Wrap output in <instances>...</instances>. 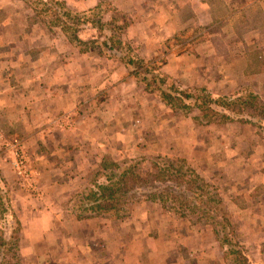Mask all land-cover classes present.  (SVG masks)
Masks as SVG:
<instances>
[{"label": "rangeland", "instance_id": "374dc122", "mask_svg": "<svg viewBox=\"0 0 264 264\" xmlns=\"http://www.w3.org/2000/svg\"><path fill=\"white\" fill-rule=\"evenodd\" d=\"M59 1L63 7L58 6V0H12L7 7L12 12V22L10 30L6 27L5 30H9L6 36L10 37L12 43L0 44V53H11L19 60L18 52L24 50V47L20 46L21 36L19 38L18 35L26 34L28 42L25 49L31 51L32 56L46 54L45 67L48 70L51 67L52 70L57 69L59 77L64 78L65 86L58 85V90L51 93L47 86L50 77L46 75L41 84L43 91L37 90L33 98L29 99L14 75H9L7 80V76L0 74V99L8 95L12 102L14 99L16 101L10 109H5L6 113L10 112L8 117L14 120L19 117L26 119V122L17 123L12 120L7 123L0 109V242L4 243L0 245V264L2 253L6 250L7 253L11 251V255L12 252L16 253L18 258L14 259L12 255L13 260H6L4 264H34L33 261L24 262L20 253L23 227L29 225L21 216L22 203L34 206L39 212V225L46 226L52 215V223L56 226H65L68 222L73 223L72 227L105 226L109 230L105 231L107 235L91 236L94 245L91 243L86 249L92 252L88 251L89 256L84 253V258H91L93 254L92 260L96 258L105 262L110 257H120L123 264H264V185L259 175L264 164V151L261 150L264 148V121L260 120L262 123L259 126L258 119L249 118L251 121L243 123L235 118L233 122L217 124L216 120L209 123L202 115L200 122H196L193 118L197 113L195 107L190 113L182 114V110L173 108L158 96L166 93L180 100L182 96L179 92L182 90H204L213 97L228 99L252 93L264 102V57H259L260 53L256 50L259 46L258 37L264 36V32L259 34V28L264 26V0H250V6L246 8H243L244 0H202L203 3L212 4L216 20L201 28L190 27L184 32L180 31L158 44H146L131 37L136 30L132 23L138 19L137 16L142 18L152 13L155 0H145L140 9L133 13L118 7L112 0H97L96 3L88 1L87 4L82 3L83 0ZM32 2H35L40 13L35 10ZM166 2L170 3V0ZM227 2L231 7L227 6ZM100 3L105 25L85 21L78 23L76 17ZM81 5L87 8L82 9ZM25 10L27 14L24 18L29 23L26 24V30L15 20L21 19L20 15ZM114 16H119V20L112 23ZM90 17L97 19L99 15ZM52 20L67 23V28L50 24ZM116 23L122 26L125 41L119 44L115 43V39L112 42L110 40V45L114 46L112 50H109L108 45L95 43L90 45V51L81 52L82 45L72 40L77 35L79 40L108 41V37L117 31L114 26ZM70 26H78V29L73 30ZM36 39L37 42L43 41L42 47L31 46V42ZM206 39L210 42H206ZM195 46L203 52L201 57L204 66L208 62L212 63L205 73L203 71L195 80H190L182 77V74L172 75L165 70L170 54L182 56L189 47ZM210 49L218 53L217 59V53H213L215 57L211 59L208 52ZM51 51L55 59L53 62H49ZM236 54L244 58L238 59ZM130 58L137 63L126 65L124 61ZM5 61L0 58V69ZM83 61L90 63L94 79L100 73L106 74L108 79L113 76L112 79L104 80L108 81L107 84H123L128 88L134 82L132 85L137 95L147 93V103L144 105L146 114L141 115L136 109L137 115L133 106L129 107L128 114L120 116L130 118L133 122L138 120L135 126L139 138H133L136 132H131V138L121 133L118 139H113L107 133L104 140H87L78 133L79 125L84 124L88 105L94 109L99 101L109 103L111 100V85H101L105 87L98 89L101 87L98 83H84V92L80 89V97H69L71 93L66 87L73 83L72 78H65L67 69L72 66L79 69ZM155 74L162 80L153 81ZM143 77L148 78L146 82L149 86L141 80ZM76 83L82 88L80 80ZM8 88L10 91H7ZM40 95L46 107L35 111L28 104L37 101ZM115 95L119 99L121 93ZM155 99L162 101L161 108L157 110L154 107L157 104ZM52 104H57V111L51 109ZM41 115L45 119L39 122ZM152 121L156 122L153 131L149 127ZM130 129L133 130V126ZM232 147L238 152L242 150L244 158H241L240 163L245 168L240 166L234 170L233 177L228 178L226 172L230 166L227 161L229 158L232 161V157L227 153ZM246 150H249L248 157L244 155ZM182 158L188 164L182 166ZM135 160L141 168L140 172L136 171V176L148 180L134 189L133 201L127 206V210L129 206L133 208L132 214L124 215L122 219H113L105 216L90 217V213H84L81 205L84 192L93 185L92 182L98 180V173L104 164L112 161L123 168L127 166L125 163ZM168 165L173 168L164 170L163 167ZM188 165L202 179L197 182L206 183L195 195V200H192V191L187 192L182 188V182L176 184L170 180L171 173L180 175ZM99 181L102 180L99 178ZM233 182L235 186L230 188ZM167 191L170 192L169 199L163 200L160 195ZM209 194L224 199L230 216L227 221L223 219V225L214 224L209 217L213 218L212 215L200 209L203 203H197V199L202 202ZM172 197L176 200L173 201ZM182 197L193 201V205L190 204L193 208L189 207L183 215L182 204L179 203ZM222 206L209 202L210 208L223 211ZM213 211L218 220L222 219L219 210ZM79 213L81 219H77ZM112 228L117 229L116 235L112 233ZM225 236H228V242L224 241ZM108 237L117 240L111 242ZM84 240L81 238L80 242ZM108 242L120 246L116 250L117 253L121 251L119 256L113 257L106 253L108 249L105 244ZM229 244H237L236 248L241 252L234 255ZM74 248L78 250L77 246ZM80 249L86 250L82 247ZM209 254L213 262L207 257ZM82 257H76L77 264H88L87 259ZM107 264L110 262L107 261Z\"/></svg>", "mask_w": 264, "mask_h": 264}, {"label": "crops", "instance_id": "0c3cea01", "mask_svg": "<svg viewBox=\"0 0 264 264\" xmlns=\"http://www.w3.org/2000/svg\"><path fill=\"white\" fill-rule=\"evenodd\" d=\"M90 1L91 3H96L97 0H83L82 3L87 4ZM114 1V4H116L118 7H121L122 9H126L127 11H130L131 13L136 12L138 9H140V5L145 0H112ZM167 0H155V8L152 9V13L147 14V16H144L140 18V16H137V20L132 23V27H134L136 30L132 33V36L134 39H139L143 43H150L153 42L154 44H158L159 41H163L167 37H170L171 35H174L180 31L184 32L186 29L190 27L195 28H201L205 25H210V23L213 20H216V16L213 15V6L212 4L209 5L208 3H203L202 0H170V3L166 2ZM250 0H244V6L243 8H246L250 6V3H248ZM174 2V3H173ZM12 3V0H0V44L7 45V42H10V37L6 36V34H9L10 25L12 22V12L10 10H7V7ZM248 3V4H247ZM262 6V4H260ZM227 6L229 7V3L227 2ZM83 8H87V6H82ZM231 7V6H230ZM27 14V10L23 12V15L21 13L20 17L21 19L15 18V20L18 21L20 26H23L24 30L28 28V20L24 18V16ZM17 15V14H16ZM27 24V25H26ZM5 27L9 30H5ZM35 27V26H34ZM28 31H25V33ZM261 32H264V26H261L259 28V34ZM23 38V40L20 38ZM32 36V35H31ZM30 36V37H31ZM20 38V46L24 47V50L19 51L17 58L19 60H16L15 57H13L11 53H0V58L5 59V62H2L0 69V74L2 76H7L8 78L12 75L15 76L16 81L21 82L22 91H24L25 94H28V98L32 99L33 94L41 90L43 87H41L42 80L44 79V76L48 75L50 77V82L47 84V86L50 87L49 90H51V93H55L58 89L56 87L59 85L65 86L64 78L59 77L58 70H52V67L50 70L47 69L46 62H44L47 55L46 54H39L33 55L32 52H28L26 48L27 46V37L26 34H20L18 35ZM29 37V39H31ZM211 38V37H209ZM16 39V38H15ZM264 39V36L261 35L258 37V43L259 46L256 50H258L260 53L259 57H264V41L261 40ZM7 40V41H6ZM6 41V44H5ZM206 42H210V40L206 39ZM204 41V42H205ZM203 41H201L202 43ZM38 43V44H35ZM36 45V46H35ZM37 45L42 47L43 41L41 40L37 42L36 40H33L31 42V46H34L37 48ZM2 46V45H1ZM37 52L40 51V49H36ZM46 50V48H45ZM54 51V50H52ZM52 51L50 52L49 62L55 61ZM0 52L2 50L0 49ZM44 52V51H43ZM211 59L215 56L217 52L214 50H209ZM206 52V54L208 53ZM262 53V54H261ZM17 54V53H15ZM203 54L200 47L195 46V48L189 47L187 53H182V56H177L174 54H170L169 60H167V64H165L164 68L168 73H171L172 75H178L182 74V77L189 78L190 80H195L196 77L199 74H202L201 72H206V69H209L211 64L208 62L206 66H204V62H202L201 55ZM241 54V53H240ZM6 55V57H5ZM216 59L218 58V53L216 54ZM237 58H244V56L236 54ZM206 57V56H205ZM7 59H10L9 61ZM12 60H15L12 64ZM214 65L217 67L216 60H214ZM81 67L79 69H76L74 66L71 68H66L67 72L65 78L71 79L72 83L70 86H67L66 89H69V97L72 96V99L76 97H80V89L84 92V83H98L99 86L106 85L109 80L112 79L113 76H110V78H106V74H99L97 78H93L91 74V65L88 62L83 61L81 63ZM44 66V67H43ZM42 68V69H41ZM58 68V67H57ZM12 70V72H11ZM43 70V71H42ZM208 72V71H207ZM208 74H211V72H208ZM10 75V76H9ZM74 75L77 76V78H73ZM39 76V77H38ZM43 76V77H42ZM81 76V78H80ZM131 79V78H129ZM80 80L82 82V88H80V85L76 82ZM130 81V80H129ZM128 81V82H129ZM117 84H120L119 81L116 82ZM134 83V82H133ZM132 83V84H133ZM90 84V85H91ZM130 84L128 88H125V86L122 84L116 85V84H110L111 89L109 91V95H111V100L109 103L105 102H98L94 105V109H90V104L88 105V109L86 110V118L84 119V124L79 125L78 133H81L83 139L92 140H104L107 138V133H110V137L113 139H118L121 135V133H125V135L128 138H131L132 134L131 132L136 134L133 138H139L137 137V128L135 126L136 122H133L130 120V118L125 119L120 117L121 115L124 117V115L128 114L130 111L129 107L134 106V113H139L141 115L146 114V111H144V105L147 103V100L145 101L147 93L144 92L142 95H137L134 91V86ZM45 87V86H44ZM71 87V89H70ZM105 86L98 87V89H101ZM113 87V89H112ZM7 91H10L8 88ZM120 92L121 95L119 99L116 97V93ZM72 93L74 95H72ZM154 93V92H153ZM129 95L130 97H128ZM135 96V99H131V97ZM3 99H0V109L3 110L2 116L4 119L6 118L5 122L11 123L12 120L14 122L19 123L20 121L26 122L25 118L19 117L16 120L12 119L11 117H8L10 115V112L8 111L6 113V108L10 109L12 105L16 103L15 99L12 102V99L8 97V95L3 96ZM37 101H31L29 102L28 106L33 107L34 110H39L40 108H45L46 103L45 101L42 102V95L36 99ZM121 102H120V101ZM76 101V100H75ZM114 101H117L114 103ZM132 101V102H131ZM156 105L154 107L161 108L162 101L155 99ZM114 103V104H113ZM27 105H23L22 107H25ZM51 109H55L54 111L58 110L57 104L53 106H50ZM112 107V108H111ZM138 109L137 112L135 110ZM151 111V110H150ZM25 112L23 111V114ZM155 113V112H154ZM124 114V115H123ZM34 115V114H33ZM45 115V114H44ZM44 115H41L39 118H42L39 120L43 121L45 119ZM138 115V114H137ZM36 117V115H34ZM153 116H155L153 114ZM37 119V117H36ZM123 119V120H121ZM144 125V122L141 123L140 129L142 130V126ZM123 126H125L124 130ZM133 126V130L130 129V127ZM149 127L151 131H153L156 127V122L152 121L149 122ZM1 128V127H0ZM87 133V134H86ZM237 139H240L238 137ZM232 150L228 152L227 154L232 157V161L229 160L227 163L229 164L230 168L228 170L227 176L228 178L233 177L234 170H238L240 166L242 168H245L242 166V162L240 163L242 157V150L237 151L234 147L231 148ZM245 149V147H244ZM249 150H251L249 148ZM249 150L244 151V155L248 157ZM261 150L264 151V148H261ZM229 151V150H228ZM229 156V157H230ZM245 160V159H244ZM259 175L261 176V183L264 185V164L263 168L259 170ZM235 182L230 185V188H234ZM254 193V192H252ZM30 203V202H29ZM32 203V202H31ZM23 206V212H22V218L23 221L25 220L26 223L29 225H24L23 233H22V241H21V248L20 253L21 257L24 259V262L31 263L32 261L34 264H77V258H81L82 255L84 256V253L88 254L89 252H92L91 250H87V247L91 246L92 237L100 236L101 234L107 235L105 231H109L106 229L105 226L102 227H91V226H85V227H72L73 223H66L65 226H56L54 223V216H50L48 220H50L49 223L46 224V226L39 225L38 222L39 217L37 214L39 213L34 206H30L29 204L22 203ZM30 206V207H29ZM28 219V222H27ZM112 233L115 235L117 234V229L112 228ZM194 234H199L197 232H192ZM110 234V233H108ZM84 235L86 236L84 240ZM118 235H120L118 233ZM201 235V234H199ZM63 236V237H62ZM84 240L80 242V240ZM108 239L112 241H116L117 239L113 240V238ZM111 242L106 243L105 248H107V252L109 256H119L121 254V251L119 250L118 253L116 252L117 247H120L119 245L116 246L115 244H112ZM94 245V244H93ZM198 245V244H197ZM196 245V246H197ZM75 246L78 247V250H75ZM84 248L86 250H81L80 248ZM195 248V247H191ZM137 251V250H136ZM93 254H91V258H84L87 259L88 264H107V261L110 262V264H123L120 257L112 258L106 260L105 262H101V259H93ZM209 259H211V262H213V258H211V255L209 254ZM213 257V256H212ZM186 262V260H185ZM148 263V262H147ZM204 264V263H203Z\"/></svg>", "mask_w": 264, "mask_h": 264}, {"label": "trees", "instance_id": "16d2710c", "mask_svg": "<svg viewBox=\"0 0 264 264\" xmlns=\"http://www.w3.org/2000/svg\"><path fill=\"white\" fill-rule=\"evenodd\" d=\"M26 2H29V0H25ZM43 1V0H42ZM35 2H32L34 4ZM58 6H62V3L58 0L57 2ZM35 6V4H34ZM109 6V5H108ZM63 7V6H62ZM58 9V8H57ZM35 10L36 6H35ZM101 3L97 4L94 8H90L82 13V15L85 16V18L81 15L78 18L76 17V20H78V23H82L85 21L87 22H93L96 24H99L101 26L105 25V22L103 20L104 16L100 13ZM112 8L110 7V11ZM39 12V11H37ZM98 12L99 14H97ZM40 13V12H39ZM90 15H95L99 17L91 18ZM119 16H114L111 20L112 23L117 22ZM59 20V19H58ZM50 24L52 25H59L61 27L64 26V28H67V23H63L57 20L50 21ZM79 26V25H78ZM78 26H70L71 29L77 30ZM115 29L117 31H114L110 37H108V41H102L100 40H79L80 38L76 35L72 37V40L77 41L82 45V48H80L81 52H87L91 50L90 45H95V43L98 44H105L108 45L107 47L110 48L109 50H112L114 46L112 44L110 45V40L112 42L113 39H115V43H122L123 39V28L119 24H115ZM68 30V29H64ZM100 30H102V27H100ZM79 38V39H78ZM126 65L136 64L137 62L133 59H129L127 61H124ZM134 69V68H133ZM135 69H138L137 67ZM138 74V73H136ZM158 74H155V76L152 78L153 81L159 82L162 79L157 76ZM139 77V76H138ZM141 80L149 86L148 78L143 77ZM151 84V82H150ZM153 92V91H152ZM155 93V92H154ZM157 95V93H155ZM171 95V94H170ZM169 94H158L160 99L165 100L168 104L170 103V106L173 108L182 110V114H188L192 111L193 107L197 109L196 115H193V118L196 122H200V117L204 115L209 123H213V121L216 120L215 123H227V122H233L234 119H238L236 121H241L243 123L251 121L249 118L258 119L259 126L261 125V121H264V102L259 99L255 94H247L246 96L235 98V99H228L225 97H213L208 92L201 90V92H190L182 90L179 92V95L182 96L180 100H176L170 97ZM168 99V101H167ZM188 100V102H187ZM236 115V116H235ZM238 117V118H237ZM261 120V121H260ZM180 161H182V166L188 164L187 160L182 158ZM138 161H131L130 163H125L127 166L120 167L119 165L113 163L112 161H108L104 164L101 171L98 173L99 178L102 180L101 182L98 180H95L92 182V186L88 187L87 190L84 192V196L81 200V205L84 213H90V217H108L113 219H122L124 218V215H131L133 208L129 206V209L127 210V206L130 205L131 201H133L134 198V189H137V185H142L144 181L148 180H142L144 177L136 176L137 173L140 172L139 169L140 165H136ZM164 170H171L173 166L168 165L163 167ZM164 173V172H163ZM166 174V173H164ZM167 175V174H166ZM144 176V175H143ZM170 180L174 181L176 184L178 181L182 182V188L188 191H192L193 198L192 200L196 199V194H198V191L202 187L206 185V183H201L197 181H202L201 178L198 177L195 170L191 168L190 165H188L185 170L182 172V174L179 175V173L170 174ZM170 192L167 191L163 194H161V198L163 200L169 199ZM215 195V194H214ZM212 194H209L208 197L205 198V200L197 199V203H203L202 206H200V209L204 211V213L208 215H212L213 218L210 217L214 222V224H224L225 219L227 221L228 216H230L227 206L224 205V199L218 198ZM182 200L179 202L182 204V215L185 214L186 210L190 208H193L190 204L193 205L192 200H187L185 198H181ZM172 200L175 201L176 198L172 197ZM211 201L212 205L215 204H221L223 205V211L219 208H210L209 202ZM219 210L220 215L222 216L220 220H218L217 216L213 215V210ZM126 211V213H125ZM218 211V212H219ZM125 213V214H124ZM81 213L77 214V219H81L82 216H80ZM225 227V226H224ZM216 233L217 230H215ZM229 234V232H227ZM227 240V241H225ZM231 240V239H230ZM224 241L228 242V236L224 237ZM0 245H4V243L0 242ZM231 246V251L235 255V253H238V251L241 252L240 249H237V244H229ZM10 250L11 247H10ZM11 251L7 250L2 253V263L6 260H13L12 255L14 256V259L18 258L16 253L12 252V255L10 254ZM1 263V264H2ZM5 264H20V263H8Z\"/></svg>", "mask_w": 264, "mask_h": 264}]
</instances>
